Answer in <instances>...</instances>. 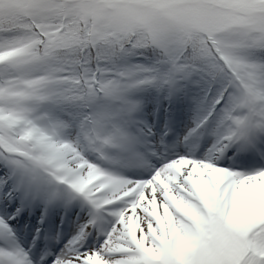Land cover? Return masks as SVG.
<instances>
[{"label":"snow or ice","instance_id":"snow-or-ice-1","mask_svg":"<svg viewBox=\"0 0 264 264\" xmlns=\"http://www.w3.org/2000/svg\"><path fill=\"white\" fill-rule=\"evenodd\" d=\"M0 264H264V0H0Z\"/></svg>","mask_w":264,"mask_h":264}]
</instances>
